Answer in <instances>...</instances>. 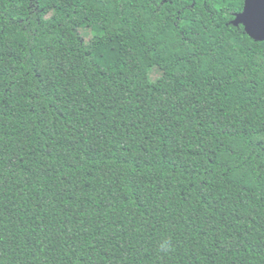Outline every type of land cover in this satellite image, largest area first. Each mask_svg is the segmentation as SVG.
<instances>
[{
	"label": "trees",
	"instance_id": "obj_1",
	"mask_svg": "<svg viewBox=\"0 0 264 264\" xmlns=\"http://www.w3.org/2000/svg\"><path fill=\"white\" fill-rule=\"evenodd\" d=\"M243 6L0 0V264H264Z\"/></svg>",
	"mask_w": 264,
	"mask_h": 264
},
{
	"label": "water",
	"instance_id": "obj_2",
	"mask_svg": "<svg viewBox=\"0 0 264 264\" xmlns=\"http://www.w3.org/2000/svg\"><path fill=\"white\" fill-rule=\"evenodd\" d=\"M233 23L241 24L252 39L264 41V0H244L243 10Z\"/></svg>",
	"mask_w": 264,
	"mask_h": 264
},
{
	"label": "rangeland",
	"instance_id": "obj_3",
	"mask_svg": "<svg viewBox=\"0 0 264 264\" xmlns=\"http://www.w3.org/2000/svg\"><path fill=\"white\" fill-rule=\"evenodd\" d=\"M80 35L82 36V38L87 41L88 38H89V32L87 30H81L80 31ZM64 41L67 43V44H72V39L69 37V35L67 33L64 34ZM158 76V72L157 70H153L151 72V79H154Z\"/></svg>",
	"mask_w": 264,
	"mask_h": 264
}]
</instances>
